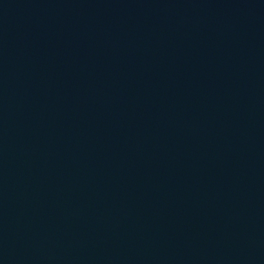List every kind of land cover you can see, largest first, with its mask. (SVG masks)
<instances>
[{
    "label": "water",
    "instance_id": "95a60500",
    "mask_svg": "<svg viewBox=\"0 0 264 264\" xmlns=\"http://www.w3.org/2000/svg\"><path fill=\"white\" fill-rule=\"evenodd\" d=\"M0 264H264V0H0Z\"/></svg>",
    "mask_w": 264,
    "mask_h": 264
}]
</instances>
